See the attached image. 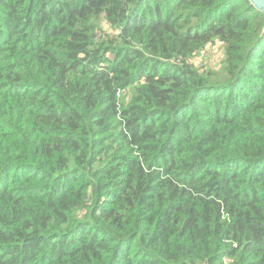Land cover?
Listing matches in <instances>:
<instances>
[{
  "label": "trees",
  "instance_id": "trees-1",
  "mask_svg": "<svg viewBox=\"0 0 264 264\" xmlns=\"http://www.w3.org/2000/svg\"><path fill=\"white\" fill-rule=\"evenodd\" d=\"M263 24L0 0V264H264ZM215 41L219 69L191 60Z\"/></svg>",
  "mask_w": 264,
  "mask_h": 264
},
{
  "label": "rangeland",
  "instance_id": "rangeland-1",
  "mask_svg": "<svg viewBox=\"0 0 264 264\" xmlns=\"http://www.w3.org/2000/svg\"><path fill=\"white\" fill-rule=\"evenodd\" d=\"M223 57V44L215 41L213 44H208L206 47L201 49L191 58V60L199 63V65L202 67L207 66L211 69H219L222 65L221 63Z\"/></svg>",
  "mask_w": 264,
  "mask_h": 264
},
{
  "label": "water",
  "instance_id": "water-1",
  "mask_svg": "<svg viewBox=\"0 0 264 264\" xmlns=\"http://www.w3.org/2000/svg\"><path fill=\"white\" fill-rule=\"evenodd\" d=\"M248 4L258 13H261L264 16V0H247ZM264 35V24L261 28L259 36Z\"/></svg>",
  "mask_w": 264,
  "mask_h": 264
}]
</instances>
